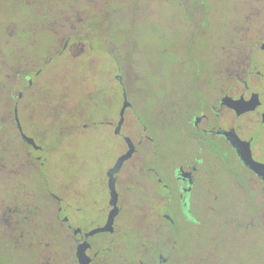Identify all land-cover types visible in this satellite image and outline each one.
<instances>
[{"label": "flooded vegetation", "instance_id": "obj_1", "mask_svg": "<svg viewBox=\"0 0 264 264\" xmlns=\"http://www.w3.org/2000/svg\"><path fill=\"white\" fill-rule=\"evenodd\" d=\"M162 1L183 13L180 22L187 32L181 55L191 67L184 76L187 92L168 109L166 123L177 137L176 150L171 153L165 150L161 154L153 128L149 130L131 103L116 133L124 92L127 100L130 95L134 98L131 73L121 61L126 54L123 42L116 46L111 42L85 44L89 52L113 45L109 60L115 66L112 81L121 101L115 118L105 114L80 126L85 132L96 126L109 128L125 144V150L89 181L88 190L95 181L104 192L102 202L87 193L81 205L65 187L57 188L53 173L45 170L51 151L36 141L38 136L34 137L31 125L23 119L28 95L35 90L45 62L65 52L80 30L92 27L90 16L87 23L80 24L76 15H87L92 1L31 0L35 27L61 28L66 25L61 22L63 16L70 20L63 46L53 43L45 58L13 63L11 58L19 50L13 53L12 45L4 42L2 48L0 44V264H189L190 256L196 264H216L212 253L216 241L211 234L203 237L198 232L204 225L199 210L207 212L211 220L224 215L222 223L237 233L264 224V0H234L237 11L217 21L220 33L212 37L203 28L211 19L213 0ZM60 5L74 12L67 18ZM120 19L124 20L123 13ZM198 34L211 45L208 64L202 60L201 50L194 48ZM79 52L77 49L76 54ZM57 98V102L54 97L50 101L66 105L69 94L58 93ZM104 104L111 106V99H104ZM65 124L59 133L75 131V126ZM125 138L135 151L111 174L118 157L127 150ZM241 154H248L260 166L244 163ZM111 182L117 213L110 230L96 232L107 224L114 208L110 205ZM132 188L151 191V212L160 222L155 227L148 222L146 231L133 233L131 240L118 244L117 237L125 234L119 217ZM225 198L240 210L225 212Z\"/></svg>", "mask_w": 264, "mask_h": 264}, {"label": "rangeland", "instance_id": "obj_2", "mask_svg": "<svg viewBox=\"0 0 264 264\" xmlns=\"http://www.w3.org/2000/svg\"><path fill=\"white\" fill-rule=\"evenodd\" d=\"M91 1V11L86 12L87 15H76L81 19L80 24L92 19V27L87 28L89 32L80 30L78 38L70 39L65 52L53 55L45 62L42 74L35 80V90L28 95L23 116L27 124L31 125L34 137L38 136L36 141L51 151L45 170L53 173L59 183L58 189L65 187L76 197V203L81 205L87 193L102 202L104 192L95 181L88 190L89 181L95 179L99 169L117 153L125 150V144L109 128L96 126L86 132L80 128L85 121H98L105 114L107 117H116L121 101L118 86L112 81L115 66L109 60L110 48L123 42L126 54L121 57V61L131 73L130 79L134 85L131 89L134 98L127 91L130 95L127 101L133 105L149 130L153 128L161 154L165 150L169 153L176 150V134L172 126L166 123L168 109L187 92L184 76L191 70L181 55L187 29L181 26L183 13L177 7L162 0H149L145 3L143 0ZM236 1L213 0L211 19L203 28L207 36L220 33L216 28L217 21L237 11ZM34 8L31 0H0V44L2 48L4 42L12 45L13 53L14 49L19 50L16 51L17 57L11 58L13 63L35 56L40 59L49 56V46L55 43L61 48L68 34L67 23L70 20H64V16L61 19L66 24L64 27H35L32 23ZM131 9L133 12H130ZM60 11H64L67 18L74 12L61 5ZM122 13L124 20L120 19ZM23 29L27 31L21 33ZM200 35L193 39L194 48L201 50L202 60L208 64L211 60L208 53L211 45L206 42L207 37ZM87 42L93 46L108 42L113 45L108 44L109 48L101 52H89L85 45ZM73 45H77L80 51L78 55ZM58 93L69 94L66 105H55V102L50 101L54 97L57 102ZM104 99H111V106L104 104ZM65 123L75 126V131L59 133L63 132ZM200 192L205 196L204 188ZM236 194L234 191V198ZM151 200L149 189L132 188L129 191L119 217L125 234L117 237L120 239L118 244L131 240L133 233L146 231L148 222L155 223L153 227L159 226L158 216L155 218L151 212ZM237 207L236 204L228 203L224 209L230 214L239 211ZM160 209H157V215ZM199 213L204 225L203 230L198 232H202L203 237L209 233L216 241L212 252L216 264H264V224L253 225L250 232L237 233L231 226L222 223L224 215L211 220L207 212L199 210ZM111 257L115 259V256ZM189 258V264H196L193 256Z\"/></svg>", "mask_w": 264, "mask_h": 264}, {"label": "water", "instance_id": "obj_3", "mask_svg": "<svg viewBox=\"0 0 264 264\" xmlns=\"http://www.w3.org/2000/svg\"><path fill=\"white\" fill-rule=\"evenodd\" d=\"M123 98H124V102H123V106H122L121 111H120V117H119V120H118V123H117L116 133H118V131H119V129H120L122 123H123L124 110L129 106V103H128L127 99H126L125 92L123 94ZM27 141L29 143L32 142L31 139H27ZM125 142H126V145H127V150H126V152L123 155L118 157L115 166L111 170V174H113L114 172L118 171L119 168L121 167V164L125 160L130 158L132 153L135 151V147H134L133 143L131 142V140L129 138H125ZM240 157H241V159L243 160L244 163H246V164L250 163V166H252V165L253 166H260V165H257V163H255L248 154L247 155H242L241 154ZM252 168L256 169L257 167H252ZM110 196H111L110 205H112L114 208L111 210V212L109 214V219H108L107 224L103 228H100V229L96 230V232L110 230L113 218H114V216L117 213L116 206H115L116 205L117 195H116V192H115V189H114V186H113L112 182L110 183Z\"/></svg>", "mask_w": 264, "mask_h": 264}]
</instances>
